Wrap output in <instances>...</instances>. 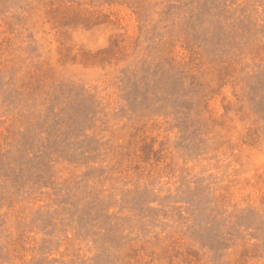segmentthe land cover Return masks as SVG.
I'll list each match as a JSON object with an SVG mask.
<instances>
[{
  "label": "rangeland",
  "instance_id": "rangeland-1",
  "mask_svg": "<svg viewBox=\"0 0 264 264\" xmlns=\"http://www.w3.org/2000/svg\"><path fill=\"white\" fill-rule=\"evenodd\" d=\"M0 264H264V0H0Z\"/></svg>",
  "mask_w": 264,
  "mask_h": 264
}]
</instances>
